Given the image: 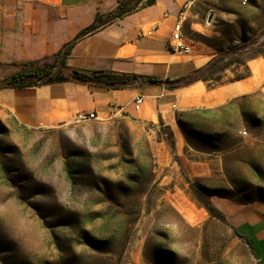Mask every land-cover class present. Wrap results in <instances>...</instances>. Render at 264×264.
Wrapping results in <instances>:
<instances>
[{
	"label": "rangeland",
	"instance_id": "rangeland-1",
	"mask_svg": "<svg viewBox=\"0 0 264 264\" xmlns=\"http://www.w3.org/2000/svg\"><path fill=\"white\" fill-rule=\"evenodd\" d=\"M231 8L220 34L190 36L217 50L209 85L264 54V0ZM262 89L182 118L187 159L209 162L196 175L172 154L167 126L118 114L25 127L0 106V264H264V219L244 232L199 201L264 205Z\"/></svg>",
	"mask_w": 264,
	"mask_h": 264
},
{
	"label": "crops",
	"instance_id": "crops-1",
	"mask_svg": "<svg viewBox=\"0 0 264 264\" xmlns=\"http://www.w3.org/2000/svg\"><path fill=\"white\" fill-rule=\"evenodd\" d=\"M223 1L222 8L219 0H155L140 5L76 40L65 59L73 67L151 76L163 83L142 82L138 86L107 89L64 81L3 88L0 106L25 127L68 123L77 114L87 112H94L97 118L123 114L149 123L155 130L167 126L172 133V154L194 175L199 174L209 162L187 159L191 148L177 125L176 114L190 109L217 111L241 97L263 92L264 85L258 77L264 73L263 53L246 58L238 66L230 65V73L243 66L248 72L243 78L209 85L196 80L195 75L197 69L217 56L213 46L201 47L196 41L188 54L168 49L178 23L182 35L192 41L190 36L195 32L220 34V19L223 25L232 22L233 0ZM117 4L118 0H0V79L21 71L27 61L42 63L52 58L93 22L97 12L105 15ZM167 84L176 86L169 88ZM138 96L142 102L135 109L134 99ZM161 146L165 147L164 143ZM212 202L233 227L244 232L264 219V205L228 199Z\"/></svg>",
	"mask_w": 264,
	"mask_h": 264
},
{
	"label": "trees",
	"instance_id": "trees-1",
	"mask_svg": "<svg viewBox=\"0 0 264 264\" xmlns=\"http://www.w3.org/2000/svg\"><path fill=\"white\" fill-rule=\"evenodd\" d=\"M155 0H145L142 5H149L153 3ZM129 2L127 0H118V4L116 8L102 15L97 12L94 16L93 22L81 29L75 37L68 43L64 44L63 47L54 54V56L50 59V61L44 60L42 63L37 61H27L22 64L23 68L21 71L6 76L0 79V89L3 88H22L32 85H46L55 82H64V81H73L79 84H84L87 86H96L103 87L107 89H120L124 87H133L142 84V82H160L163 83L162 80L156 79L151 76H142L134 73H121L111 70L97 69V70H89L82 69L78 67L69 66L66 64V56L69 54L70 47L72 44L83 37L86 34H89L101 26L106 25L111 22L113 19L121 17L131 10L137 8L129 7ZM243 61L235 60V64L238 66L243 64ZM214 62L210 60L204 67L197 69L195 75V79H201L206 81L210 78L209 67L213 65ZM228 64H225L223 67H227ZM248 72L244 74H236L233 79H240L246 76ZM231 79V80H233ZM169 88H173L176 84H167ZM216 111V109H190L184 110L176 114V122L180 130L182 131L186 141L189 143V137L187 131L185 129L186 123L182 118L186 115H193L194 113H202V114H212ZM194 129H190L193 132ZM170 131V130H169ZM195 131V130H194ZM171 135V145L173 146L172 133ZM213 194V193H212ZM211 194V195H212ZM200 204L205 208L206 212L213 216L214 212L217 208L211 203L208 198L206 200H200ZM218 213L224 218V214L218 211ZM248 243L251 245L250 240Z\"/></svg>",
	"mask_w": 264,
	"mask_h": 264
},
{
	"label": "built area",
	"instance_id": "built-area-1",
	"mask_svg": "<svg viewBox=\"0 0 264 264\" xmlns=\"http://www.w3.org/2000/svg\"><path fill=\"white\" fill-rule=\"evenodd\" d=\"M194 42L182 35L181 25L178 23L175 26V29L172 31L171 36L168 41V49L172 52L188 54L193 50ZM142 102V97L138 96L134 99V108L138 109ZM97 118V115L94 112L79 113L76 115L73 121H88L91 119Z\"/></svg>",
	"mask_w": 264,
	"mask_h": 264
}]
</instances>
